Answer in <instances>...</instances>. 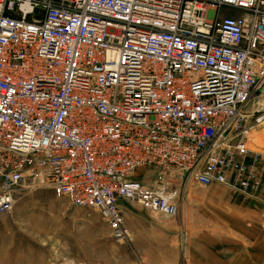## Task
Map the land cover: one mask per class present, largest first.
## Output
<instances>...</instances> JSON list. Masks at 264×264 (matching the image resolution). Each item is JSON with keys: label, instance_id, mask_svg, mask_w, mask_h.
I'll list each match as a JSON object with an SVG mask.
<instances>
[{"label": "built area", "instance_id": "2783aa9c", "mask_svg": "<svg viewBox=\"0 0 264 264\" xmlns=\"http://www.w3.org/2000/svg\"><path fill=\"white\" fill-rule=\"evenodd\" d=\"M263 120L264 0H0V213L45 186L128 240L120 200L173 216L180 183L253 194Z\"/></svg>", "mask_w": 264, "mask_h": 264}, {"label": "rangeland", "instance_id": "374dc122", "mask_svg": "<svg viewBox=\"0 0 264 264\" xmlns=\"http://www.w3.org/2000/svg\"><path fill=\"white\" fill-rule=\"evenodd\" d=\"M246 141L264 152V120L247 128ZM135 174L152 182L154 172L141 166ZM259 184L248 195L218 182L180 183L173 216L122 200L130 234L117 240L95 210L24 183L13 192L12 208L0 213V264H136L134 252L146 264H264L261 178ZM232 243L236 252L225 248Z\"/></svg>", "mask_w": 264, "mask_h": 264}, {"label": "crops", "instance_id": "0c3cea01", "mask_svg": "<svg viewBox=\"0 0 264 264\" xmlns=\"http://www.w3.org/2000/svg\"><path fill=\"white\" fill-rule=\"evenodd\" d=\"M260 178H261V182L264 183V168H263V170H262V173H261V177H260ZM120 201H122V200H120ZM120 201H119V202H120ZM232 241L237 243V241H235V240H232ZM232 241H231V242H232ZM238 242H240V243H239L240 245H243V244H244L242 241H238ZM233 247H235V248H233ZM225 248H226V250H227V249H230L231 252H233V251L236 252V251L238 250V249H237L238 246H237V245H234L233 243H232V245H229V247L226 246ZM241 249H242V248H241ZM242 250H243V249H242Z\"/></svg>", "mask_w": 264, "mask_h": 264}]
</instances>
